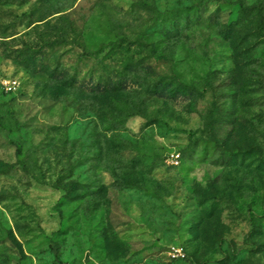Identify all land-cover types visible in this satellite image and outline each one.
Returning a JSON list of instances; mask_svg holds the SVG:
<instances>
[{
    "label": "rangeland",
    "instance_id": "374dc122",
    "mask_svg": "<svg viewBox=\"0 0 264 264\" xmlns=\"http://www.w3.org/2000/svg\"><path fill=\"white\" fill-rule=\"evenodd\" d=\"M0 78V264H264V0H0Z\"/></svg>",
    "mask_w": 264,
    "mask_h": 264
},
{
    "label": "built area",
    "instance_id": "2783aa9c",
    "mask_svg": "<svg viewBox=\"0 0 264 264\" xmlns=\"http://www.w3.org/2000/svg\"><path fill=\"white\" fill-rule=\"evenodd\" d=\"M0 81H2V78H0ZM5 83L7 84V86H10V88H13V86H12V84H11L10 81H8V82L6 81ZM14 85H15V84H14ZM14 88H15V87H14ZM175 163H176V164L179 163L177 159H176Z\"/></svg>",
    "mask_w": 264,
    "mask_h": 264
}]
</instances>
